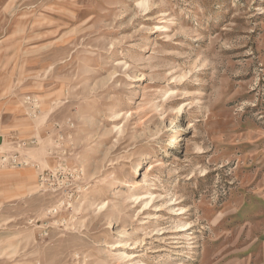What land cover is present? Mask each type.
Masks as SVG:
<instances>
[{
    "label": "rangeland",
    "instance_id": "obj_1",
    "mask_svg": "<svg viewBox=\"0 0 264 264\" xmlns=\"http://www.w3.org/2000/svg\"><path fill=\"white\" fill-rule=\"evenodd\" d=\"M0 264H264V0H0Z\"/></svg>",
    "mask_w": 264,
    "mask_h": 264
},
{
    "label": "bare ground",
    "instance_id": "obj_2",
    "mask_svg": "<svg viewBox=\"0 0 264 264\" xmlns=\"http://www.w3.org/2000/svg\"><path fill=\"white\" fill-rule=\"evenodd\" d=\"M134 101H133V99H130L129 100V104H131V103H133ZM140 162V161H139ZM140 165V164H139Z\"/></svg>",
    "mask_w": 264,
    "mask_h": 264
}]
</instances>
